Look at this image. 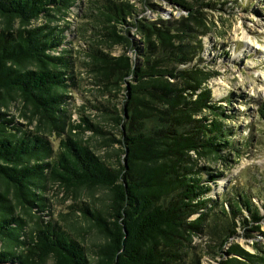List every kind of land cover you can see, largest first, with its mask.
Returning a JSON list of instances; mask_svg holds the SVG:
<instances>
[{
  "label": "trees",
  "instance_id": "1",
  "mask_svg": "<svg viewBox=\"0 0 264 264\" xmlns=\"http://www.w3.org/2000/svg\"><path fill=\"white\" fill-rule=\"evenodd\" d=\"M129 1L86 0L81 17L93 26L92 38H100L101 47L124 50L112 56L95 45L88 49L85 64L106 90L123 92L120 110L109 104L94 107L115 114L109 120L118 126L120 139L115 142L121 147V159L118 169H113L72 137L61 139L60 148L53 153L43 137L19 136L10 129L12 121L1 110L20 99L49 132L64 130V98L59 90L66 85L72 59L65 55L68 50L61 56L50 52L63 45L66 37L50 25L32 27L31 23L42 15L65 16L76 0H0V240L5 245L0 250V264H45L49 259L53 264H183V249L204 229L216 236L220 251L236 234L240 208L249 219L240 217L241 227L255 224L244 232L259 229L263 216L250 209L247 193L235 198V210H225L220 204L221 209L213 212L216 202L203 198L209 189L202 184L199 170L188 164L192 154L218 152L215 139L227 135L215 121L208 123V117L202 116L215 108L203 86L210 74L196 66L178 68L200 50L191 45L197 32L190 23L205 28L200 7L194 6L202 3L166 0L187 12V18L166 22L132 18L128 23L126 18L134 12ZM129 27L142 36V43L129 40ZM84 30L82 27L80 32ZM128 51L133 59L126 55ZM258 116L264 122V102L258 107ZM84 122L86 130L98 131ZM104 140L109 146L111 140ZM48 159L51 163L45 162ZM45 171L49 180L69 190H108V218L98 210L80 209L105 240L94 258L89 259L83 247L56 223L39 217L36 228L20 239L25 225L14 216L15 211L20 209L32 217L33 188L44 179ZM193 215L198 218L190 220ZM225 254L241 259L218 264H262V258L238 246ZM199 262L194 257L191 264Z\"/></svg>",
  "mask_w": 264,
  "mask_h": 264
},
{
  "label": "rangeland",
  "instance_id": "2",
  "mask_svg": "<svg viewBox=\"0 0 264 264\" xmlns=\"http://www.w3.org/2000/svg\"><path fill=\"white\" fill-rule=\"evenodd\" d=\"M144 2L154 5V9L150 10ZM199 2L202 4L194 3V6L200 7L198 9L205 28L192 23L190 26L197 32L191 45L194 44L200 50L192 61L178 68L191 69L196 66L210 74L203 86L209 90L211 104L215 108L209 110L211 112L204 111L202 116L208 117V123L215 121L217 127L224 129L227 135L215 139L218 152L204 156L192 154L188 164L199 170L202 184L209 189L203 198L216 202L213 212H216L218 207L221 209L220 204H224L225 210H235V198L238 194L247 193L252 202L250 209L260 211L263 217L257 224L259 229L252 233L246 232L249 235L246 236L244 231L251 229L255 224L241 227L240 217L247 221L249 219L247 212L240 208L241 212L235 219L236 234L220 251L216 236L210 230L204 229L199 237L195 236L183 249V264H191L194 257L198 258L200 264H218L229 258L241 259L239 256L225 254L232 246H238L260 260L262 258L260 263L264 264V122L258 116V107L264 102V0ZM129 3L134 7V12L130 18H126L128 23H132V18L148 22H166L179 21L188 16L187 12L170 5L166 0H130ZM86 6V0H76L65 16L63 13L52 14L55 18L42 15L31 23L32 27L50 25L55 28V33L60 32L66 37L63 45L50 52V55L61 56L64 50H68L69 53L64 54L72 59L71 74L65 75L66 85L59 90L64 98L61 106L64 112V130L49 132L38 121V117L32 114L29 106L25 107L20 99L14 100L1 111L12 121L9 127L14 133L19 136L35 134L43 137L48 141L53 153L60 148L61 139L72 137L86 145L110 168L118 169L121 147L115 141L120 139V135L118 126L109 120L115 114L94 107L109 104L111 108L120 110L123 92L117 89L111 92L106 90L102 84H98L85 64L89 61L88 49L95 45H98V50L112 56H119L124 50L119 46L108 50L99 45L100 38H92L93 26L81 19L86 12ZM82 27L86 30L80 32ZM127 30L130 41L139 44L144 41L133 28L129 27ZM243 34L253 43L243 40ZM126 55L131 59L135 57L132 51H128ZM84 120L99 128L98 131L86 130L87 124ZM104 139L111 140L108 142L109 146L103 144ZM225 141L230 143V146H227ZM50 161L51 159H48L45 162L51 163ZM44 173L45 177L39 186L33 188L35 201L30 209L32 217L20 209L15 211L14 216H19L25 225L20 239L24 240L23 234L36 228L39 217L44 221L56 223L83 247L89 259L94 258L98 245L105 240L80 209L88 207L91 211L98 210L108 218V190L101 187L69 190L58 182L49 180L47 171ZM196 218L198 216L193 215L190 220ZM4 246L0 240V250ZM45 264H53V261L49 259Z\"/></svg>",
  "mask_w": 264,
  "mask_h": 264
},
{
  "label": "bare ground",
  "instance_id": "3",
  "mask_svg": "<svg viewBox=\"0 0 264 264\" xmlns=\"http://www.w3.org/2000/svg\"><path fill=\"white\" fill-rule=\"evenodd\" d=\"M242 39L245 40V41L248 42V43H253V42L249 39V37H248L247 35H245V34L242 35ZM255 44L258 45L257 43H255Z\"/></svg>",
  "mask_w": 264,
  "mask_h": 264
}]
</instances>
